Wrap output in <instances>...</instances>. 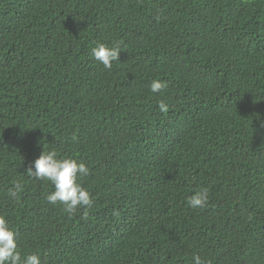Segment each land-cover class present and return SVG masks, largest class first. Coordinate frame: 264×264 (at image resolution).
Listing matches in <instances>:
<instances>
[{"label": "trees", "instance_id": "1", "mask_svg": "<svg viewBox=\"0 0 264 264\" xmlns=\"http://www.w3.org/2000/svg\"><path fill=\"white\" fill-rule=\"evenodd\" d=\"M43 149L90 208L47 201ZM0 215L40 264H264V0H0Z\"/></svg>", "mask_w": 264, "mask_h": 264}, {"label": "clouds", "instance_id": "2", "mask_svg": "<svg viewBox=\"0 0 264 264\" xmlns=\"http://www.w3.org/2000/svg\"><path fill=\"white\" fill-rule=\"evenodd\" d=\"M124 48L119 44L108 46L98 43L92 48L93 58L104 68L111 69L114 61H119L120 53ZM167 87L166 82L153 79L150 91L157 93ZM158 107L162 112L168 111V105L161 102ZM28 171L38 180H48L54 186V191L47 195V201L55 205L57 202L64 205V211L73 214L80 208H90L93 204L90 192L80 182L81 177L89 175V168L84 162L72 158H60L55 149L44 150L35 159ZM19 185H17V189ZM13 198L17 191H10ZM209 192L207 188H200L186 198L187 205L192 209H203L207 206ZM16 230L10 226L8 220L0 215V264H40L37 254L21 256L18 243L15 239ZM193 264H205L199 255L193 256Z\"/></svg>", "mask_w": 264, "mask_h": 264}]
</instances>
